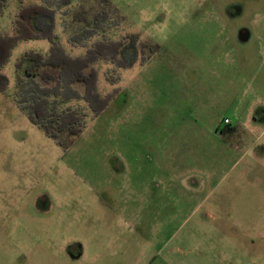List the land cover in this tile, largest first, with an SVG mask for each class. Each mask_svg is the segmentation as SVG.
<instances>
[{"label":"rangeland","instance_id":"1","mask_svg":"<svg viewBox=\"0 0 264 264\" xmlns=\"http://www.w3.org/2000/svg\"><path fill=\"white\" fill-rule=\"evenodd\" d=\"M110 1L125 20L108 35L160 49L117 85L97 64L115 94L69 149L14 97L16 60L50 42L21 41L3 69L0 264H264V0Z\"/></svg>","mask_w":264,"mask_h":264},{"label":"trees","instance_id":"2","mask_svg":"<svg viewBox=\"0 0 264 264\" xmlns=\"http://www.w3.org/2000/svg\"><path fill=\"white\" fill-rule=\"evenodd\" d=\"M19 1L12 32H0V92L7 91L9 78L3 69L16 46L24 40H48L47 52L28 50L16 60L14 97L29 119L67 150L85 130L89 112L99 115L115 94L99 91L97 64L113 65L106 71V79L117 85L119 69L150 59L160 44L149 38L141 40L132 32L119 38L108 35L125 20L110 0ZM8 2L0 0V17ZM59 24L69 45L83 47V53L73 54L65 46L57 32Z\"/></svg>","mask_w":264,"mask_h":264},{"label":"crops","instance_id":"3","mask_svg":"<svg viewBox=\"0 0 264 264\" xmlns=\"http://www.w3.org/2000/svg\"><path fill=\"white\" fill-rule=\"evenodd\" d=\"M226 119H229V118H226ZM229 124H230L229 127L234 126V129H235L236 124L234 123V121H232V122L229 123ZM229 127H228V129H229Z\"/></svg>","mask_w":264,"mask_h":264},{"label":"built area","instance_id":"4","mask_svg":"<svg viewBox=\"0 0 264 264\" xmlns=\"http://www.w3.org/2000/svg\"><path fill=\"white\" fill-rule=\"evenodd\" d=\"M229 121H230L229 119H225V122H226V123H229Z\"/></svg>","mask_w":264,"mask_h":264}]
</instances>
